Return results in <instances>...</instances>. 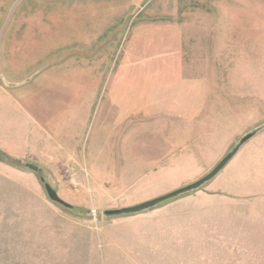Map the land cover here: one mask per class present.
<instances>
[{
  "label": "rangeland",
  "instance_id": "374dc122",
  "mask_svg": "<svg viewBox=\"0 0 264 264\" xmlns=\"http://www.w3.org/2000/svg\"><path fill=\"white\" fill-rule=\"evenodd\" d=\"M0 149V264H264V0H0Z\"/></svg>",
  "mask_w": 264,
  "mask_h": 264
},
{
  "label": "water",
  "instance_id": "95a60500",
  "mask_svg": "<svg viewBox=\"0 0 264 264\" xmlns=\"http://www.w3.org/2000/svg\"><path fill=\"white\" fill-rule=\"evenodd\" d=\"M255 133H256V130H252V131H249L246 134H244L238 140V142L232 147V149L230 151H228L210 171H208L205 175L197 178L196 180H194L190 183H187L183 186H180V187H178L172 191H169L165 194H162V195H159L157 197L139 202V203L134 204V205L105 209V210H103V214L109 216V215L138 213L141 211L151 209L162 201L174 198V197L181 195L183 193H187V192L199 189L207 181L212 179L224 167V165H226V163L234 156V154L238 151L240 146L244 142H246L249 138H251ZM25 166L28 169L35 171V172H37L39 170V167L37 165L32 164V163H26ZM40 180L43 182L45 192L51 201L58 203L60 205H63L65 207H71V204L67 203L61 197H59L56 190L50 185V183L45 182L44 178L42 176H40Z\"/></svg>",
  "mask_w": 264,
  "mask_h": 264
},
{
  "label": "crops",
  "instance_id": "0c3cea01",
  "mask_svg": "<svg viewBox=\"0 0 264 264\" xmlns=\"http://www.w3.org/2000/svg\"><path fill=\"white\" fill-rule=\"evenodd\" d=\"M0 152L5 154V152L1 149H0ZM58 164H59V162L53 160V162H51V164H50V167L56 168V167H58ZM11 166H13V165L8 163L5 159H0V180H3V182L5 184H8V185L11 183V181L13 183H15V178H14L15 174L13 175L11 173ZM11 175H13V177ZM121 206H122V204H117L113 207H121Z\"/></svg>",
  "mask_w": 264,
  "mask_h": 264
},
{
  "label": "trees",
  "instance_id": "16d2710c",
  "mask_svg": "<svg viewBox=\"0 0 264 264\" xmlns=\"http://www.w3.org/2000/svg\"><path fill=\"white\" fill-rule=\"evenodd\" d=\"M0 155L3 156L4 158H7L6 155L4 153L0 152Z\"/></svg>",
  "mask_w": 264,
  "mask_h": 264
}]
</instances>
